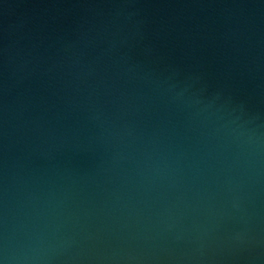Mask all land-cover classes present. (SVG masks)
<instances>
[{"label":"water","instance_id":"obj_1","mask_svg":"<svg viewBox=\"0 0 264 264\" xmlns=\"http://www.w3.org/2000/svg\"><path fill=\"white\" fill-rule=\"evenodd\" d=\"M0 264H264V0H0Z\"/></svg>","mask_w":264,"mask_h":264}]
</instances>
